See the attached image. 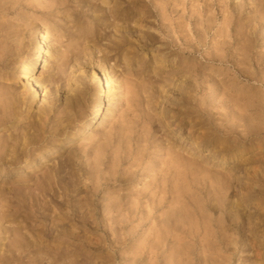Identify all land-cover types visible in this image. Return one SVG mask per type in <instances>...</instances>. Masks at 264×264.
Instances as JSON below:
<instances>
[{"label":"rangeland","instance_id":"obj_1","mask_svg":"<svg viewBox=\"0 0 264 264\" xmlns=\"http://www.w3.org/2000/svg\"><path fill=\"white\" fill-rule=\"evenodd\" d=\"M86 1L0 0V264H150L148 247L154 239L150 233L163 226L158 215L140 213L120 230L89 224L92 215L101 216L102 207L114 198H135L151 183L145 174L124 183L103 181L92 189L93 177L107 168L98 154L104 152L103 163L108 166L117 146L123 148L128 138L141 140L145 154L157 155V167L173 181L170 188L182 190L184 202L177 204L176 211L172 212L175 202L170 195L163 201L165 222L181 217L184 206L188 209L185 203L193 210L199 196L204 202L202 216L208 217L212 230H222L219 234L231 245L225 253L228 264H264V0H225V12L221 0H163L177 6L173 24L183 34L186 15L193 12L191 49L185 48L178 33L170 32L154 6L155 15L144 14L142 3L149 0L130 1L135 19L113 25H108L111 19L102 18V10L90 9L89 2L109 10L126 0ZM228 14L232 27L225 22ZM203 17L210 21L203 25ZM144 31L156 38L150 40ZM121 33L127 46L119 40ZM233 34L230 41L241 34L245 49V62L237 74L233 67L237 59L219 63L209 58L220 53L227 35ZM41 45L44 50L34 68L19 76ZM187 57L199 68L195 74L189 79L181 73L175 84L164 83ZM142 64L157 70L145 80L148 91L155 80L163 91L149 103L153 123L148 110L143 113L128 97V82L135 75L144 76ZM210 73L226 83H234L235 77L247 92L254 88L260 93L257 128L230 115L224 120L217 112L215 105L219 109L223 105L208 98L209 82L213 84ZM101 78L107 83L105 90L100 89ZM189 84L196 90L185 97L179 87ZM100 101L105 109L96 124L84 125L83 134L68 141L81 131ZM162 118L181 132L163 129ZM166 135L213 172L197 173L188 182L181 175L174 180L167 150L161 148ZM184 138L198 139L204 150L189 149ZM35 153H40L37 164L25 171ZM231 155L238 159L224 163L223 157ZM179 224L190 230V222L180 219ZM183 246L188 247L190 264H199L200 245ZM165 248L167 260L156 257V264H170L174 251Z\"/></svg>","mask_w":264,"mask_h":264},{"label":"bare ground","instance_id":"obj_2","mask_svg":"<svg viewBox=\"0 0 264 264\" xmlns=\"http://www.w3.org/2000/svg\"><path fill=\"white\" fill-rule=\"evenodd\" d=\"M130 1L132 3L134 0H126L124 2L115 1L116 3L109 10L107 9V6L102 8V6L99 3H96V1L89 2L88 7L90 9L96 8L97 10H102L104 13L102 18H104L105 20H108V18L111 19L108 21V25L115 24V21H119V20L124 21V18H126V22L129 24L131 21L135 19V11L132 10V8L129 6ZM162 1L163 0H149V2L152 3V6L151 4H149V2L147 3L143 1L142 7H144L143 9L144 14L147 17L155 15V10L153 9L154 6V8L157 10L158 15L162 18L163 20L162 22L169 27L170 32H173V34L178 33L177 38H179L181 41L183 40L184 44H186L185 45L186 49L193 48V36H194L193 27H192V24L194 23L193 12L186 15V20H187L185 27L186 29L184 28L185 32L183 34L180 30L176 29L173 24V20H174L173 14L177 10V6L174 5L169 6L168 3H163ZM224 1L225 0H221L222 3L221 8L225 12L226 5L224 4ZM100 3L103 4L105 2L100 1ZM230 16L229 14L228 16H225L226 18L225 22H227L229 27H232ZM98 18H101V16ZM207 21H210V18L203 17L201 18L200 22H202L204 25L206 24ZM237 26L239 28V26H241L240 23H238ZM232 29L233 28H231V30ZM120 31L121 30H119V32ZM129 32L130 34H132L133 30L132 31L129 30ZM144 32L145 35L150 40H154L156 38V35H154V33H151L150 31L149 32L144 31ZM125 36L126 35L121 33V35L119 36V40H121L123 43H127L126 45H124L127 46L128 39L126 38V40H124ZM238 36L240 37L236 38L233 41H230L231 39L234 38V34L227 35L226 39L222 43L223 47L221 52L218 54H216L215 52L209 55L210 56L209 58H214V60L215 61L218 60L219 63L220 62L224 63L225 61L228 60L230 61V59L232 58L237 59V61H234L233 63V67L235 68L236 74L241 73L242 71L241 65L245 62L243 57V52L245 49H243L244 47L241 43V34H238ZM45 37H46L45 34H42L41 41H45L46 40ZM176 42L177 40L173 38L172 43L177 44ZM43 50H44L43 46L41 45L38 49H36V51H34V53L27 59V61L21 67L20 71L18 72L19 76H25L29 71H31L34 68V66L36 65V61L43 53ZM193 60L194 59H192L191 57L183 58L180 67L177 70H172L170 76L171 78L170 77L165 78L164 83L175 84L176 82L174 80L175 76L178 75L180 76L181 73L186 75L185 76L186 78L188 76V78L190 79L195 74L197 69H199L196 66V62H194ZM145 65L146 64H142L141 66V69L143 71L142 74L144 76H140L139 78L138 75H135L133 79L130 78L131 80L128 82L130 84H127V87L130 91L128 97L130 98V101L136 102L137 107L142 108L143 113H144V109L148 110L147 115L149 116L150 119L149 121L153 123L152 121L154 120L153 117L150 115L152 112L149 107V103L152 98L163 94V91L159 85L161 83H158V85H154L155 82H157L156 80L155 82H152L153 86H151L150 91H148L149 87L147 88L145 86V82H146L145 80L150 79L149 73L151 70L155 72L157 70L155 69L153 70L152 68H150V65L146 66L145 68L144 67ZM109 74L110 73L108 71H105L104 76L108 78ZM156 76H160V73H156ZM210 76L212 78L213 84L209 82L208 88L211 90V92L210 94H208V98L213 97L214 100L216 101L218 100L220 103H222L223 105L222 108L226 106L227 111L226 110L221 111L220 109L222 108L219 109V107H217L218 105L217 106L215 105V108H217V112L224 117V120H228L230 115L233 118L237 117L238 119L239 118L244 119L248 127L257 128L258 125L256 124V121L258 115H260L257 109V105L260 102H262V98H260V93L255 91L254 88L252 91L247 92L242 87L244 83L242 81L237 80L235 77L232 78L233 80H235L234 83H226L225 81L216 78L215 73H210ZM140 79H142V81ZM160 80L163 81L162 78ZM216 83L218 86H215ZM99 86L101 90H105L107 88L106 81L101 78ZM193 88H195L196 90V87L193 84H189L186 87L180 85L179 91L182 92V94L185 97H188L189 95H191ZM37 100H40V98L37 97ZM104 109H105V104H103V102L100 101V103L97 104V107L92 112L91 116L88 119H86L87 122L83 121L82 123L83 126L81 128V131H78L70 135L68 141H73L78 139L79 136L83 134L82 130L84 129V125L85 126L95 125L97 120L100 118L101 114L103 113ZM162 121H163L162 124L163 129L169 127L170 129L168 130H171L172 132L174 131V133L175 131L177 132L178 130V132L175 134L181 132L179 131L180 128L177 129L176 125L174 126V124H171L170 121H168L167 119H163ZM168 135L170 136V134ZM168 135H166V138L164 139V144L161 145V148L163 150H167V158L169 160L168 170H170L171 176L174 178V180H176L178 176L181 175L188 182V180L192 178V176H196L197 173L213 172L208 167V165L205 164H203V166L198 165V162L194 159V157L191 154H188L189 150H187L186 153L182 151L181 150L182 147L180 149V147H178L179 145H177V143ZM125 141L126 142L123 145V148L117 146L114 153L110 156V161L108 162L109 163L108 166H106L107 162L103 163V159L105 157L104 152L98 154V160L100 161L101 165L107 168L106 171L98 170L96 175L93 177L94 184L92 185V189H98L103 181L116 180V181H120L121 183H124L130 180H135V178H138L139 180L141 177H145L142 176L145 174H149L148 176L151 177L150 178L151 183L148 186H146L144 189H142L139 195L138 194L134 195L135 198L133 197L124 198L123 196L114 198L108 203V205L102 207L103 212L101 213V216L98 217L96 212L92 215L93 220L90 221L89 224L91 225V223L95 222L97 226L99 225L106 226L105 230H118V229L120 230L122 228L127 227V225H129L130 223H132L135 216H138L140 213L153 215V217L158 215L160 219V223L163 224V226H161V229L159 228V230L161 231H158L157 233H153V232L150 233V236L152 234L154 237V239L149 242V247H148L147 261L150 264H156L155 262L156 257L157 259H159V257L164 256L165 260H167V257L165 256L166 246L169 247L171 251L172 250L174 251L172 253L170 264H190L191 257L189 255L190 253L188 254L189 252L188 247L183 246V244L184 245L192 244L195 246H197V244L200 245L199 249H201V254L198 257L199 264H228L230 258L226 257L225 253L230 252L231 245H229L230 243L226 241L227 238L219 234L220 231L222 230H212L213 226L208 221L209 220L208 217L202 216V214H204L202 212V210H204L203 208L204 202L202 201V198L196 195L197 197L194 198L193 210L191 209L189 210L190 205L185 203L188 209H186V207L184 206L185 209H183L182 211L183 215L181 217L174 220V223L170 222L169 220L165 222L166 220H164V216H163L165 215L163 213V208H164L163 201L167 199L168 197L167 195H170L171 196L170 198L174 199L175 202V206L173 205L172 207V212L176 211L177 204L184 202L181 197L182 190L176 188L175 190H173L172 188H170L172 187L171 185L173 181L171 180L170 182L167 172H162L163 170L161 169V167L160 168L157 167L158 165H156L155 160L158 158V156L155 154L152 155L145 154L143 152V143L141 142V140L128 138ZM134 144H136V146H134ZM183 144L189 145V149L197 148L199 150L200 149L204 150V147L196 138L195 139L184 138ZM38 155L37 153H35L29 158L27 168L25 169V171L30 169L32 170L35 167L38 158L36 156ZM237 159L238 157H236V155H231L229 157H223L222 160L225 163V162H233L234 160ZM214 175L220 176L217 173ZM142 195L143 197H141ZM116 213H119V215H115ZM119 216L120 219L118 220L117 218H119ZM197 216H200V221H199V217ZM180 219L182 220V222H186V223L190 222V227H189L190 230L183 228L179 224ZM151 230H153V228ZM180 234L182 235V237H179ZM176 244H178L177 247L175 246ZM181 259H184L186 262L185 263L181 262Z\"/></svg>","mask_w":264,"mask_h":264}]
</instances>
